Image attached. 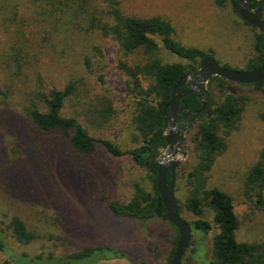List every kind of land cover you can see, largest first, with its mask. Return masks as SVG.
<instances>
[{
  "label": "rangeland",
  "instance_id": "374dc122",
  "mask_svg": "<svg viewBox=\"0 0 264 264\" xmlns=\"http://www.w3.org/2000/svg\"><path fill=\"white\" fill-rule=\"evenodd\" d=\"M129 16L159 15L175 29L183 45L212 52L221 66L248 69L254 58L256 28L246 24L231 5L215 0H118ZM87 8V12H84ZM105 17L104 0H0V227L10 247L0 251V264H57L70 253L101 248L90 256L67 259L69 264H167L175 246L177 230L168 221L147 222L118 216L108 202H127L134 185L153 189L146 169L129 155L112 156L101 143L90 154L73 149L67 134L42 131L26 116L32 106L44 111L43 95L53 87L74 81L77 89L65 101L62 114L77 118L88 132L109 139L123 149L134 145L132 116L135 98L128 92V78L119 60L144 62L142 50L123 54L118 43L98 30H85L90 17ZM41 46L43 50L30 69L19 72L12 65L14 43ZM156 56L162 62H183L161 44ZM224 91L243 96L238 125L226 136V147L207 173V188L227 192L238 218L239 241H264V206L255 205L245 192L249 169L264 147V85L225 83ZM207 98L219 102L222 91L207 83ZM110 105L105 121L97 110ZM197 119V118H196ZM187 126L182 151L175 158L174 195L186 221L202 218L212 224L208 206L200 217L185 207L190 184L188 172L197 161L191 141L195 131ZM102 121V123H101ZM168 148L161 150L165 154ZM18 217L36 234L30 243L11 236L9 222ZM213 230L193 231L181 262L210 264ZM41 260L31 262V258Z\"/></svg>",
  "mask_w": 264,
  "mask_h": 264
},
{
  "label": "trees",
  "instance_id": "16d2710c",
  "mask_svg": "<svg viewBox=\"0 0 264 264\" xmlns=\"http://www.w3.org/2000/svg\"><path fill=\"white\" fill-rule=\"evenodd\" d=\"M106 3V16L84 17L85 30H98L100 33L111 36L119 45L123 54H131L142 50L147 56L144 62L128 64L119 60L118 66L127 76V89L135 98V112L132 116V140L131 148L123 149L116 142L109 139H100L91 135L88 130L73 116L62 114L65 101L77 89L74 81L67 82L60 88H51L43 95L45 110L36 106L26 110V116L40 130L50 132L58 131L68 135L73 149L90 154L101 143L112 156L129 155L135 165L146 169L152 177L153 189L145 190L139 184L134 185V192L127 202L111 200L108 208L112 213L147 222L152 218L167 221L165 208L158 193L155 181V162L161 154V150L167 147L165 141V116L164 106L169 102L172 91L183 75L191 74L198 70L202 59L213 57L212 52H206L196 47L183 45L175 38V29L172 23L159 15L150 17L129 16L122 13L118 0H104ZM219 6L226 3L232 10L238 13L237 0H215ZM257 0H250V6L255 7ZM87 12V8L83 9ZM262 16L264 18V7ZM245 22V21H244ZM246 23V22H245ZM248 24V23H246ZM249 25V24H248ZM161 44L168 52L176 55L183 62H162L156 56ZM17 50L12 55V65L19 72L30 65L36 64V58L43 51L44 43L28 45L14 43ZM254 49L256 55L248 62V69L256 68L263 59V34L255 33ZM225 83L229 81L219 76H212L208 80L209 86L217 87L223 93L219 102L214 101L210 95L206 99L204 110L198 115L195 131L191 141L196 153L197 161L188 172L187 181L190 184L189 194L186 197L185 207L195 215L202 216L204 207L208 206L212 212V224L197 218L187 221L193 231L207 234L214 231L211 241L210 264H264V241L245 242L236 237L238 218L234 210L232 197L225 191L217 188H207V173L210 171L218 155L226 147V136L236 129L241 117L244 97L224 91ZM262 87L264 80L253 84ZM183 87L177 89V92ZM0 95L6 98L3 90ZM191 112L201 108V102L195 94L183 97V104ZM110 105L97 110L105 121L112 112ZM167 118L169 109L167 108ZM101 121V123H102ZM192 122L189 126H193ZM170 175L167 174V180ZM245 192L253 196L255 205L264 206V147L260 152L258 161L249 169L245 179ZM178 202V200H177ZM180 215L181 206L178 202ZM181 216V215H180ZM185 220V219H184ZM10 233L18 243H30L36 239V234L29 229L23 220L12 217L9 222ZM178 237V234H177ZM177 241V240H176ZM175 241V246H176ZM191 245V242L189 243ZM175 246L168 256V262L172 258ZM10 247L7 243L4 231L0 227V251L8 254ZM101 248H89L67 254V259H77L90 256ZM63 257L56 260L57 264H69ZM41 256L31 258V262L41 260ZM53 258L50 259V261ZM50 261L46 262V264ZM53 264V263H52ZM181 264H183L181 262Z\"/></svg>",
  "mask_w": 264,
  "mask_h": 264
},
{
  "label": "water",
  "instance_id": "95a60500",
  "mask_svg": "<svg viewBox=\"0 0 264 264\" xmlns=\"http://www.w3.org/2000/svg\"><path fill=\"white\" fill-rule=\"evenodd\" d=\"M237 2L239 16L263 34V59L260 65L250 70H236L221 66L214 57L204 58L201 60L197 71L181 77L173 88L171 99L164 106L165 122L167 121V108L169 109V118L171 120L169 125L165 123V141L168 151L159 156L155 162V186L162 199L167 221L176 228L178 234L175 250L169 264H181L182 257L191 240L192 228L179 215L178 202L174 195L175 169L180 163V159L175 157L179 153L185 156V151H182L184 133L189 118L194 122L205 108L208 80L212 76H219L229 82L239 84H256L264 80V18L262 16L264 0H257L253 8L250 6V0H237ZM186 84L187 86L184 87ZM180 87L184 88L177 92ZM194 93L197 94V98L201 102V108L191 112L186 106L181 107L179 101L183 97ZM179 114L182 115V118L179 126H177ZM168 172L170 175L169 180H167Z\"/></svg>",
  "mask_w": 264,
  "mask_h": 264
},
{
  "label": "flooded vegetation",
  "instance_id": "af4514ba",
  "mask_svg": "<svg viewBox=\"0 0 264 264\" xmlns=\"http://www.w3.org/2000/svg\"><path fill=\"white\" fill-rule=\"evenodd\" d=\"M186 86H187V84H186L184 87H186ZM184 87H183V88H184ZM183 88H182V89H183ZM182 89H181V90H182ZM181 90H180V91H181ZM194 94L197 96L196 93H194ZM181 103L183 104V99L179 101V105H180V106H181ZM185 106H186V105L181 106V107H185ZM186 107H187V106H186ZM181 118H182V115L179 114V115H178V120H177V126H179L180 121H181ZM190 122H192V121H191L190 118H189V121H188L187 126L189 125ZM165 123L168 124V125L171 123V120H170L169 117L167 118V121H166ZM192 123H193V122H192ZM186 128H187V127H186ZM168 173H169V172H168Z\"/></svg>",
  "mask_w": 264,
  "mask_h": 264
}]
</instances>
